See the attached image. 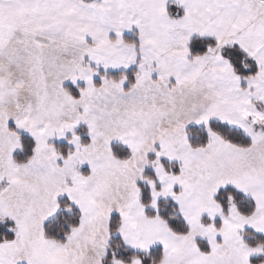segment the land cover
I'll list each match as a JSON object with an SVG mask.
<instances>
[{"label":"snow or ice","instance_id":"obj_1","mask_svg":"<svg viewBox=\"0 0 264 264\" xmlns=\"http://www.w3.org/2000/svg\"><path fill=\"white\" fill-rule=\"evenodd\" d=\"M0 264H264V0H0Z\"/></svg>","mask_w":264,"mask_h":264}]
</instances>
